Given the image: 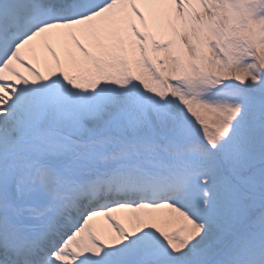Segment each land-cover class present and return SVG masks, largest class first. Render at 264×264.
<instances>
[{
  "label": "snow or ice",
  "instance_id": "snow-or-ice-1",
  "mask_svg": "<svg viewBox=\"0 0 264 264\" xmlns=\"http://www.w3.org/2000/svg\"><path fill=\"white\" fill-rule=\"evenodd\" d=\"M0 264H264V0H0Z\"/></svg>",
  "mask_w": 264,
  "mask_h": 264
}]
</instances>
